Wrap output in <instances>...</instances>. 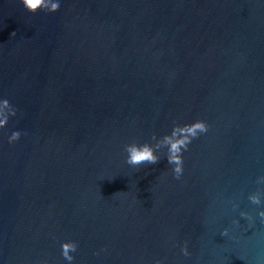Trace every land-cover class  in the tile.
Here are the masks:
<instances>
[{
    "label": "water",
    "instance_id": "water-1",
    "mask_svg": "<svg viewBox=\"0 0 264 264\" xmlns=\"http://www.w3.org/2000/svg\"><path fill=\"white\" fill-rule=\"evenodd\" d=\"M59 3L0 0V264H264V0ZM196 120L180 179L125 162Z\"/></svg>",
    "mask_w": 264,
    "mask_h": 264
},
{
    "label": "clouds",
    "instance_id": "clouds-1",
    "mask_svg": "<svg viewBox=\"0 0 264 264\" xmlns=\"http://www.w3.org/2000/svg\"><path fill=\"white\" fill-rule=\"evenodd\" d=\"M24 8L30 13H37L38 11H46L49 13L58 11L60 7L59 0H21ZM15 33H13L14 35ZM16 115L15 109L11 106L7 99L0 100V129L4 128L10 117ZM208 131V125L203 120H196L192 123L184 125L175 124L170 134H165L162 138L157 139L153 134L151 139L155 141V144L145 142L138 144L136 142L125 145V152L127 153L126 163L132 167H139L142 164L154 165L157 164L161 157L157 155V152L161 148H167V162L173 165L172 171L176 179H180L183 174V152L188 150L189 145L193 139L198 138L199 135ZM21 133L19 131L12 132L9 137V143H14L19 140ZM258 184L264 183V176H260L256 181ZM264 193H253L248 198L251 203L260 205L264 203L261 196ZM242 216H247V213H241ZM259 216L264 218V210L259 212ZM227 233V229L224 230V234ZM77 243L75 241L63 242L61 245L63 258L71 264L74 257L72 252L77 250ZM184 255H188L187 247L182 249ZM157 264H160L157 261Z\"/></svg>",
    "mask_w": 264,
    "mask_h": 264
}]
</instances>
